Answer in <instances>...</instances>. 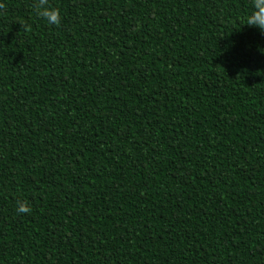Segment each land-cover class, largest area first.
I'll list each match as a JSON object with an SVG mask.
<instances>
[{
	"label": "trees",
	"instance_id": "16d2710c",
	"mask_svg": "<svg viewBox=\"0 0 264 264\" xmlns=\"http://www.w3.org/2000/svg\"><path fill=\"white\" fill-rule=\"evenodd\" d=\"M0 3V264H264L251 0Z\"/></svg>",
	"mask_w": 264,
	"mask_h": 264
},
{
	"label": "clouds",
	"instance_id": "9594fccd",
	"mask_svg": "<svg viewBox=\"0 0 264 264\" xmlns=\"http://www.w3.org/2000/svg\"><path fill=\"white\" fill-rule=\"evenodd\" d=\"M252 12L246 17V25L255 27L264 34V0H251ZM37 14L47 21L49 25H60L61 15L59 9L49 6V0H35L33 5ZM6 8L5 4L0 3V11ZM27 30V26H26ZM17 212L19 214L31 213V208L27 201H17Z\"/></svg>",
	"mask_w": 264,
	"mask_h": 264
}]
</instances>
